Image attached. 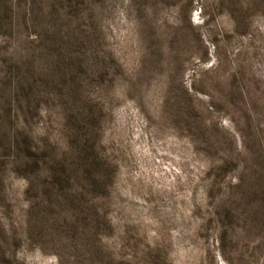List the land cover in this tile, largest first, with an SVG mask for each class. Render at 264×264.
<instances>
[{
    "label": "rangeland",
    "instance_id": "374dc122",
    "mask_svg": "<svg viewBox=\"0 0 264 264\" xmlns=\"http://www.w3.org/2000/svg\"><path fill=\"white\" fill-rule=\"evenodd\" d=\"M0 264H264V0H0Z\"/></svg>",
    "mask_w": 264,
    "mask_h": 264
}]
</instances>
